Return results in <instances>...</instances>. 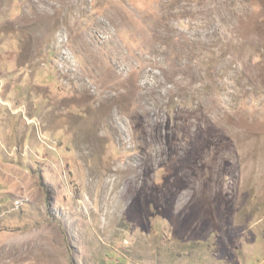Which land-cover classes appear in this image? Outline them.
<instances>
[{"label": "rangeland", "instance_id": "rangeland-1", "mask_svg": "<svg viewBox=\"0 0 264 264\" xmlns=\"http://www.w3.org/2000/svg\"><path fill=\"white\" fill-rule=\"evenodd\" d=\"M0 264H264V0H0Z\"/></svg>", "mask_w": 264, "mask_h": 264}]
</instances>
